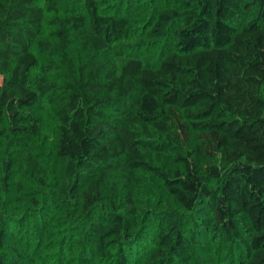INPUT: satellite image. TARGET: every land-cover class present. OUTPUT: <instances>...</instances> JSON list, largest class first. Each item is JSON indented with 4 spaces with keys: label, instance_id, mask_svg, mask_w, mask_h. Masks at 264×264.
<instances>
[{
    "label": "trees",
    "instance_id": "obj_1",
    "mask_svg": "<svg viewBox=\"0 0 264 264\" xmlns=\"http://www.w3.org/2000/svg\"><path fill=\"white\" fill-rule=\"evenodd\" d=\"M74 2L0 0V264H264V0Z\"/></svg>",
    "mask_w": 264,
    "mask_h": 264
},
{
    "label": "rangeland",
    "instance_id": "obj_2",
    "mask_svg": "<svg viewBox=\"0 0 264 264\" xmlns=\"http://www.w3.org/2000/svg\"><path fill=\"white\" fill-rule=\"evenodd\" d=\"M69 1V0H68ZM96 4L100 9L106 12L112 11L116 6L119 5V11L122 15L127 17L131 21V31L128 38V43L133 45L136 41L144 42V37L141 35L146 30L147 21L150 19L152 14L164 6H171L175 0H95ZM71 3H75L74 0H70ZM78 3V0H77ZM160 52V47L154 44H143L138 46L136 49L124 48V55L138 56L143 58L150 57L155 60ZM1 81V78H0ZM45 121L46 131L51 127L50 120L43 110L41 112ZM3 152H7L6 149L2 148ZM2 175L0 171V176ZM10 182V180H9ZM145 186L141 188L138 193L137 204L139 208L145 210L149 201L157 202L156 206L158 209H165L168 206H172L170 199L164 194L159 186L150 178L144 179ZM161 202V203H158ZM12 203L10 195L2 193L0 196V230L2 229V216L9 215L11 218H16L11 212ZM220 264H226L220 262Z\"/></svg>",
    "mask_w": 264,
    "mask_h": 264
}]
</instances>
